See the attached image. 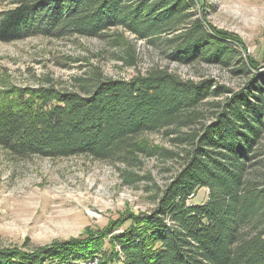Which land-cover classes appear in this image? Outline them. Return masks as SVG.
I'll return each mask as SVG.
<instances>
[{"label":"trees","instance_id":"obj_1","mask_svg":"<svg viewBox=\"0 0 264 264\" xmlns=\"http://www.w3.org/2000/svg\"><path fill=\"white\" fill-rule=\"evenodd\" d=\"M4 2L1 42L110 32L119 41L128 33L178 64H217L245 80L233 89L167 66L127 79L93 67L78 88L0 89V148L14 157L86 155L139 168L142 157L158 154L179 161L147 212L126 211L103 237L54 240L32 251L0 248V264H88L98 257V264H264V72L252 70L258 63L243 58L238 44L208 29L199 1ZM148 133L171 135L179 149L141 145ZM128 173L129 183L147 178ZM200 188L206 199L192 204Z\"/></svg>","mask_w":264,"mask_h":264},{"label":"rangeland","instance_id":"obj_2","mask_svg":"<svg viewBox=\"0 0 264 264\" xmlns=\"http://www.w3.org/2000/svg\"><path fill=\"white\" fill-rule=\"evenodd\" d=\"M198 1V12L208 29L227 43L238 44L243 58L258 63L252 70L264 72V0ZM4 6L5 2L0 9ZM152 65L167 66L183 78L210 77L233 89L245 80L217 64H178L128 33L119 41L113 39L112 32L103 37L32 36L0 41L1 90L43 85L72 88L80 78L89 76L93 67L104 75L127 79ZM170 136L148 133L139 141L146 147L176 151L179 148ZM178 165V159L159 154L142 157L139 168L86 155L18 158L0 148V248L17 246L32 251L54 240L96 233L103 237L100 231L126 211L150 210L156 187L162 188ZM128 172L147 178L129 183ZM205 199L206 190L200 188L190 202ZM107 242L104 239V246Z\"/></svg>","mask_w":264,"mask_h":264}]
</instances>
